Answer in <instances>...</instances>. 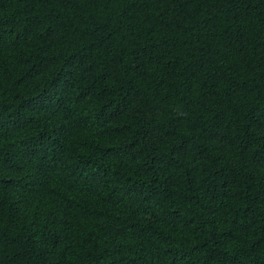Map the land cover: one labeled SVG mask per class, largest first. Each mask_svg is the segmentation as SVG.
Returning <instances> with one entry per match:
<instances>
[{
    "label": "trees",
    "instance_id": "obj_1",
    "mask_svg": "<svg viewBox=\"0 0 264 264\" xmlns=\"http://www.w3.org/2000/svg\"><path fill=\"white\" fill-rule=\"evenodd\" d=\"M0 264H264V0H0Z\"/></svg>",
    "mask_w": 264,
    "mask_h": 264
}]
</instances>
